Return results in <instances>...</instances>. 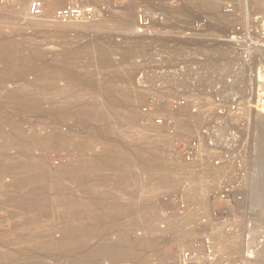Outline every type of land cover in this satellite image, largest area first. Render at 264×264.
<instances>
[{"label":"rangeland","instance_id":"rangeland-1","mask_svg":"<svg viewBox=\"0 0 264 264\" xmlns=\"http://www.w3.org/2000/svg\"><path fill=\"white\" fill-rule=\"evenodd\" d=\"M84 1L88 3L92 1L91 2L92 4L96 1L97 2L102 1V3H105V5H103L104 7L95 5L97 10L96 11L97 17L94 20V22L62 23L51 19L50 16L48 15L44 17V19L43 18L34 19L28 16L25 4L15 3L6 6L3 5L2 1L0 0V92H1L0 94H2V92L4 93L5 90L10 91L13 88L16 89L18 88L20 93L25 95V93L30 92L29 90L31 88L25 89L20 85L24 84L23 82L30 84L33 81H35L37 79L36 77L39 76L38 74L39 72H44V73L46 72L47 73L46 77H48V76H52V72L55 69L61 71V74L63 75H67L69 73L73 74V72L75 71L74 74L76 73L75 75H77L78 73L80 79H82V76L83 79L84 78L88 79L90 75H92V73L96 71L95 75L97 80L95 77H93L95 78L96 83H93L90 80L85 79V83L81 87V91L86 95H93L94 101L103 104L105 109L109 110L112 121V133L115 134L123 142V144L128 145L131 138L130 135L131 134L134 135V133L131 131L130 127L126 124L125 118L123 117V115H121L122 113L120 112V109L111 107L109 104H107L104 94V91L106 89L112 91L115 95L120 93L121 91H124L122 90L121 86L118 87L115 83L107 84L104 78H106L107 75H111L112 74L111 72L113 73L125 72L129 78V80L125 84V89H126L125 92H127V90L128 92L131 91L130 94L133 100L132 101L133 104L131 108H132V112L135 115L136 114L140 115L141 109L146 99H148L151 95L155 96L158 94V96H162L165 99V102H167L171 98L186 97L187 94L192 95L191 98L197 97L199 98L198 100L201 101L200 103H203L204 107L201 108V112H203L202 113L203 116L200 117V121L197 127L194 129V131L191 132L190 130L189 132L191 133L189 132H187V134L185 133L184 137L189 136V137L199 138L201 137L200 135H204L202 134V130L209 129V131L207 132L208 136L205 135L204 136L207 137L205 138L206 143L209 146L208 147L209 152L211 154V157L213 158L212 164L215 166H218L217 163L215 162L219 161V159L224 158L225 160L228 159L229 157L238 160L240 157L244 155V151L242 149L243 134L241 127L245 125L246 121L243 118H240L237 121V123L235 122L234 124L231 125H229V123L227 122L229 115L232 117L234 115L233 107L239 106L241 109L246 104L249 107H254L253 106L255 104L254 99L256 100L255 96L257 94L256 91L260 87L262 91L259 93L262 94L264 92L263 91L264 75H261L260 72L261 70H264L263 62L261 61L258 62L259 59L251 60L249 59V56L246 57L247 55L244 54L245 50H247L248 48L251 49V47L252 48L259 47L264 41V31H261L259 26V19L260 17H262V14L260 15L256 11V7L254 4L252 5V2H250V5H248L249 4L248 1L251 0H245V3L247 5L246 4L244 5L243 2H241L242 4H240L239 1H243V0H235V1L233 0V2L229 0L230 2L228 3L223 2L221 4L222 6L219 5L220 4L219 2H217L218 8H221L220 11L222 10L224 13L225 12L227 13V16H225L226 14H222L223 12L221 11L222 12L221 14L225 16V18L224 16L223 17L221 16L222 19L221 18L219 19L218 16H213L214 12L211 11L212 14H210L209 13L210 10L207 9L204 10L205 8H200V7L195 9L192 8L195 10V12L192 9L189 10L190 9L189 2L193 0L190 1L189 0H159L158 2L159 5H157V3L149 4L147 0H84ZM236 1L238 2V4L237 3L235 4ZM97 2L96 4H98ZM185 2L188 6H186ZM227 4H229V6ZM231 4H234L236 6H232L230 9ZM155 5H157V7L161 5L162 8L163 7L164 8L162 10L160 6L159 8H156L157 9L156 10L154 9L156 7ZM56 6H60V5H58L57 3L50 4L49 8L52 11V9H54ZM149 7L151 9H148ZM180 8L181 9L183 8V12L180 11L181 10ZM186 8L188 10L187 12L185 10ZM158 9L163 12L160 13ZM166 9L168 13L170 11L169 14H165V12H167L165 11ZM196 9L197 10L199 9L198 11H200L201 13L203 11V13L199 15L200 12H196L197 11ZM153 10L155 11L154 13L151 12ZM178 10L180 11L181 14L177 12ZM192 11L194 12V14ZM149 12L151 15L149 14ZM206 12L208 13V15L206 14L205 16L204 14ZM183 13H187V14H185L184 16ZM190 13L192 14L190 15ZM140 14H144L152 18V23L151 22L149 23L148 27L144 29L143 33H138L137 30L138 16ZM160 14L163 16H161ZM176 15H179L180 17L179 16L177 17ZM185 17L187 19H185ZM62 32L63 34H65V37L67 39L64 37ZM28 39L29 41H27ZM260 39L262 40V42ZM87 40H89L88 42L90 44L92 43L90 45L92 48L89 46V43H87ZM259 41L260 43L257 44V42ZM69 43H71L72 45ZM79 43L80 45H78ZM76 44L78 45V47ZM61 45L65 47L62 48L60 47ZM68 45L71 46V49L75 47L74 48L75 50L74 49H73L74 51L70 50V47ZM105 45L106 48H108L107 50L105 49ZM79 46L80 49L82 50L79 49ZM98 47H102V48L104 47L103 49L107 51L105 52V56L108 62L109 61L111 62L110 64H106L102 67L99 58H96L97 60L94 58L97 55L95 53L96 52L95 50ZM219 48H223V49L220 50ZM224 49H227L226 50L227 52ZM59 50L61 52H59ZM219 50L222 54L219 53ZM66 51H71V53L69 52L70 55L72 54L71 57L70 55L66 56V54L68 53V52L66 53ZM80 51H83V54ZM93 51L95 55L92 53ZM55 52L58 58L56 57ZM64 52L66 54L62 56ZM90 53L93 55H91ZM218 54H220V56L221 55L224 56L218 57ZM52 55L54 56V58ZM58 55H60V57H62L63 60H61V58ZM73 55L75 57H73ZM211 55L217 56V58L213 60V64L215 63L214 64L215 66L213 65L211 66V68L205 67L204 71L203 70L200 71L201 67H196L195 69L196 65H198L200 62L202 63L203 60L206 59L208 60V56ZM6 56L9 58L7 59ZM30 57L31 58L33 57L34 59L33 58L32 59L34 61L35 60H39V62L41 61V65L48 66V67L44 66L47 70L43 69V66L41 67V65H40L41 69H39L40 67L38 64L40 63H38L37 61H35L34 63V61H32ZM73 58H75V60ZM66 59H69L72 62ZM194 59L196 60L194 61ZM49 60L51 65L49 64ZM10 61L11 63L9 64ZM63 61L66 62L65 65ZM74 61L75 62L78 61L77 62L78 65L74 66L76 64ZM57 62L58 64H55ZM5 63H7L8 66ZM60 63L62 65V68ZM35 64L37 67L36 66L34 67ZM71 64L74 66L72 69L70 68ZM56 65H60V66H57L58 68L57 67L55 68ZM88 65H89V69H87ZM109 65L110 66L112 65L113 67H110ZM13 66L16 68H14ZM199 66L201 65L199 64ZM257 66H259L260 68ZM75 67H77L78 70L77 68L74 69ZM105 67L108 69H106ZM182 67H184V69ZM28 68L30 69L29 71H27ZM48 68L50 69V71ZM6 69L7 71H9V75L12 74L11 76L8 77L10 79H8L7 77L5 79L3 76V70ZM12 69H14V71ZM79 69L81 72L79 71ZM84 70L86 71L89 70L87 71L88 75L87 73L86 76L84 74L83 75L81 74L82 71L84 72ZM188 71H189L188 74L189 77L186 76L185 80L182 82L179 79H177L179 81L174 79L165 80L167 82H163V83L162 81H157V78H159L160 76L167 75L173 78V76L176 77L177 75L178 77V74H182V73L184 74L185 72L187 73ZM13 75L16 77H12ZM195 75L200 76L198 81ZM63 80L67 84L63 82ZM55 82L57 83L56 85H58L57 87L59 88H63L66 85L72 86L71 82L67 81L63 77L57 79ZM44 85L45 82L41 84L40 87L44 89L47 86ZM217 88H219L220 89L219 92H222V95L224 93L223 96H225L223 105L220 108L224 113L222 117L219 116L217 113V109H219L217 103L212 100V95L215 94ZM91 91L92 93H89ZM237 96L241 98L239 101L236 100ZM246 100L251 101V103L248 104ZM44 102L48 103L47 101ZM43 106L44 109L45 108L47 110L49 109L48 104L47 105L43 104ZM166 109L170 113L177 115V112H172L168 108V105L165 106V110ZM184 112L179 114H182L183 117L191 116L188 109H185ZM0 113L6 114L7 123L2 128L4 132H8L11 129L12 125H18L21 131L24 134L26 133L27 135H31V134L48 135V138L45 140L44 144L32 148V156L36 159V161L38 160L37 162L42 167H44V169L49 171L50 177L52 179L53 177H59L60 176L59 172L65 171L67 167L72 170L81 168L82 161L84 159H87L91 154L89 148L93 141V137L96 138L95 136L96 129L90 123L88 125L87 121L79 115L78 116L80 117L81 120L77 115H72V114L66 116L67 118L65 117L64 119L58 118L55 115L53 116V114L50 115L48 113H46V116H44L45 113L42 114L31 113L29 115H24L19 111V108L14 100H1V99H0ZM37 118H40L39 122ZM52 119L56 121H53ZM83 120L84 122L86 121L85 122L86 127L88 128L91 127L92 130L88 128H87L88 130H86V128L85 129L83 128V126L85 127V125H83ZM28 122H31L32 125L34 124L33 125L34 127ZM221 122H226L227 128H225V126L221 127V125H219ZM144 124L145 121H143V117L141 114V120L139 121V126L141 127L144 126L145 128L146 124L145 125ZM157 128L163 130V134H164L163 136L167 135L166 132H164V129L160 127ZM93 129L95 130V133L93 132L94 131ZM65 134L67 136L70 135L69 136L70 140H68V142L70 141L69 143L68 142H63V143L61 142L60 144L55 143L54 138L56 136L65 135ZM79 136L82 137L83 143H78ZM70 137H72V139ZM64 143L67 145L69 144V146L67 145L63 146ZM74 144L77 146H75ZM5 145L7 146L5 147L0 144V205L1 202L4 200L3 198H5L7 194L10 196L11 193L13 196H16L20 194L21 191L20 189L15 191L18 188L14 187V182H13L16 181V179H20L21 177L20 176L21 174L16 172L20 170L18 164L16 163L17 166H14L15 164L12 165V163H5L6 157L13 156L14 154H16V147L6 143ZM163 150L167 158L171 159L172 162L181 163V164L192 162L190 159L180 154L179 151L174 150L173 147L167 146V148L164 147ZM4 164L6 168H4ZM6 164H9V166ZM64 166L65 168H63ZM7 167L9 170L7 169ZM10 170L12 172H10ZM237 170H239L238 165H237ZM13 171L16 172L15 176ZM22 173H25L24 170ZM94 173L102 179L104 185L103 188H105L106 191L111 190V192L116 191L120 194L125 193L131 195L132 208H137L140 205V203L145 201V199H148V201L152 204V206L155 207L156 221L153 224V227H146V228L143 227L145 217L141 216L133 220L135 224L134 228L126 230V233L128 232L127 235L131 238L147 236L153 239L154 244L152 249L150 248L153 251H150L149 249V253L147 255L148 256L150 255V257L145 264H169V263L179 264L174 259L175 253L180 249L188 247L191 243H193L196 240L197 236L199 235V231H201L199 230V227L202 221H205L206 224L205 227H203L202 229L205 232L206 237L209 235V233L210 235L213 234L215 230H217L216 226H220L223 223H227V222L237 223L238 227L235 226L234 229L225 227V230L223 229L222 236L226 240L223 246L218 244V246L216 245V248L215 247L213 248V245H211L208 236V240H209L208 245L201 244L200 248L202 250L200 251L201 254L200 259L192 264H215L216 260H217L216 264L237 262L242 259L248 258L246 253L249 254L250 251L251 253H253L251 254L250 258L252 259L254 264H264V259L257 260L258 256L256 254L259 248L258 246L261 244L264 237V223L263 225L262 224L258 225L251 219V211L250 208H248L246 195L245 192H243L244 189L240 188L241 187L240 171H237L236 177L233 178L232 180L226 181L225 183L219 185L210 186L209 189H207L208 191L205 190L206 193L202 191L203 194H201L202 192H200L201 197H203L202 198L203 201H205L206 203L207 210L204 212L197 213V218L193 223L194 227L192 226L189 234L182 242H179L180 244L171 241L170 238L168 237L169 235L162 233L160 234V231L165 226V223L158 213L157 203L158 200L161 199V197L164 194L166 195L171 193L181 194L182 192L173 191V190L168 191L165 189L159 191L149 190L147 185L145 184L143 170L141 166L136 163L127 164L123 170L101 168L99 170H96ZM63 180L64 183L66 184L67 182L70 183L66 177H63ZM11 181L13 183L10 184ZM47 181L46 180L41 181V183H45ZM184 182H185L184 184L187 183L186 181ZM48 183L51 184V181H48ZM239 190L242 193H244L242 194L243 201L240 204H238L235 210H232V208L229 207L230 211H228L226 214L219 215L220 212H217L216 210H220V208L223 206L222 205L223 203L218 204L217 202H213L214 201L213 197H216L219 193L223 191H229L230 198H233L235 193H239L238 192ZM49 193L51 194L50 191ZM78 194L80 200H83L81 197V192H78ZM181 195L186 202L187 200H189L188 197L184 196L183 194ZM8 206H0V242H1L0 249L1 250L12 251L13 249L22 250L23 248L24 249L31 248L35 244V241H37L39 238L44 240V238H42L43 233L48 230H51L53 232V236H58L59 229L53 221L52 212H50L48 215L44 217H35L33 214L31 215L22 212L16 207H11V206L8 207ZM190 207L192 208L193 206L190 205ZM214 211H216V216L213 215ZM12 212L15 214L14 217H12L13 215ZM243 216L245 217L243 220H241ZM29 219L34 220L33 221L34 224L23 226L20 229L14 228L17 223ZM209 221L211 222V225L213 224V227H208ZM12 223L14 224V227ZM40 231H44V232H40ZM40 233L42 235H40ZM107 233L108 235L106 234L104 235L105 239L112 242L117 236L118 232L116 233V231L115 232L111 231L110 233L109 232ZM19 234L24 235L23 239L27 244L23 243L18 246L17 245L7 246V243L17 238ZM1 236L3 238H1ZM225 246H226L225 250L234 248L233 253L236 254L233 256V260H228V259L225 260V257L219 256L221 254L220 251L223 250ZM54 254L55 253L52 252L45 253L42 254L43 256L40 255L39 259L41 260L42 263L51 262V263L60 264L61 262V264L62 263L66 264V261L63 260L64 257L59 256L58 254L55 255ZM254 255L255 257H253ZM54 256L59 257L58 260L61 259L62 261L61 260L58 261L57 259L55 260ZM213 261L215 262L213 263ZM257 261L258 262L260 261V263H258ZM96 264H110V262L106 258H101L99 261H97ZM126 264H132V262ZM133 264H137V263L133 262Z\"/></svg>","mask_w":264,"mask_h":264},{"label":"bare ground","instance_id":"bare-ground-1","mask_svg":"<svg viewBox=\"0 0 264 264\" xmlns=\"http://www.w3.org/2000/svg\"><path fill=\"white\" fill-rule=\"evenodd\" d=\"M147 1L149 2V4L157 3V5H159L158 4L159 0H147ZM230 1L233 2V0H230ZM230 1L229 0H193V1L189 2L190 9L189 8L188 9L191 10L192 8L195 9L198 7L205 8L204 10H206V9L210 10V12H209L210 14H212L211 11L214 12L213 16H218L220 19L221 16L222 17L224 16L222 14H226L225 16H227V13L226 12L224 13L222 10L221 11L223 13L220 11L221 8H218L217 2H219L220 3L219 5H221L223 2L228 3ZM96 2H94L93 4L99 5L100 7L105 5V3H102V1L97 2L98 4H96ZM239 2H240V4H242L241 2H243L244 5L246 4L245 0L239 1ZM248 2H249L248 5H250V2H252V5L254 4L256 7V11L260 15L262 14V17H260V19H259V26H260L261 31H264V0H251ZM236 3L238 4L237 1L235 2V4ZM185 4H186V2H185ZM157 5H155L156 6L155 8L154 7H152V8L156 9V8H159L161 6L160 5L159 7H157ZM227 5L229 6V4H227ZM151 6H153V5H151ZM186 6H188V5L186 4ZM232 6H236V5L231 4L230 9ZM240 7H242V6H240ZM160 8H162V6ZM163 8H162V10H163ZM148 9H151V8L149 7ZM194 9H192V10H194ZM185 10H186V12L188 11L187 8ZM198 10L196 12H200ZM165 11H167V9ZM180 11L183 12V8ZM180 11L178 10L177 12L180 13ZM151 12L154 13L155 11L153 10ZM159 12L162 13L163 11L159 10ZM194 12H195V10H194ZM194 12H193V14H194ZM169 13H170V11H169ZM169 13H168V11L165 12V14H169ZM202 13H203V11H202ZM202 13L200 12L199 15H201ZM149 14H150V12H149ZM183 14L185 16V14H187V13H183ZM191 14L192 13H190V15ZM206 14L208 15L207 12L204 15L206 16ZM161 16H163V15H161ZM176 16L178 17L179 15H176ZM181 16H183V15H181ZM225 16H224V18H225ZM164 17H167V16H164ZM171 17H172V15H171ZM189 18H190V16H189ZM185 19H187V18L185 17ZM61 27H63V26H61ZM261 33H263V32H261ZM62 34H63V32H62ZM63 35L65 37V34H63ZM65 38H63V39H65ZM22 40H24V39H22ZM27 41H29V39ZM88 41L89 40H87V43H89ZM255 41H257V40H255ZM55 42H57V41H55ZM62 42H64V41H62ZM261 42H262V40H261ZM59 43H61V42H59ZM258 43H260V41L257 42V44ZM22 44H23V42H22ZM65 44H66V42H65ZM69 44H71V43H69ZM91 44L89 43V46ZM11 45H9V46H11ZM78 45H80V43ZM78 45H77V47H78ZM57 47H59V46H57ZM60 47L63 48L65 46L61 45ZM69 47H70V50H73L75 48L74 47L73 49H71V46H69ZM103 48L102 47H98L97 49L95 48L96 49L95 53L97 55L95 57L92 56L95 59L99 58V61L102 64L101 65L102 67L106 64L111 63L110 61L108 62V60L106 59V56H105V52H107L106 50L108 48H106V45H105L106 50ZM224 48H226V47H224ZM79 49H80V46H79ZM219 49L221 50L223 48H219ZM80 50H82V49H80ZM220 50H219V53H221ZM224 50L226 51L227 49H224ZM224 50H222V51H224ZM59 52H61V51L59 50ZM69 52L71 53V51H66V53L68 55L64 52L62 56H64L65 54H66V56H69L70 55ZM80 52H82V54H83V51H80ZM92 53L94 54V51ZM74 54H75V52H74ZM93 54H91V55H93ZM244 54L247 55L246 57L249 56V59H251V60H258L259 59L258 62L261 61L264 64V41L262 42V44L259 47H255V48L251 47V49L248 48L247 50H245ZM8 55H10V54H8ZM55 55L57 57L56 52H55ZM60 55H58V56L60 57ZM71 55H70V57H71ZM221 56H224V55H221ZM221 56H220V54H218V57H221ZM70 57H69V59H70ZM73 57H75V56L73 55ZM8 58L9 57H7V59ZM53 58H54V56H53ZM60 58H61V60H63L62 57H60ZM215 58H217V56L211 55V56H208V60L206 59L207 61L203 60V59H202L203 60L202 63L200 61H198V62H200L199 64L201 66H199V64H198L195 66V69H196V67H201L200 71H202V70L204 71L205 67L211 68V66H213L215 64V63L213 64V60ZM225 58H226V56H225ZM33 59H32V61H34ZM42 59H43V57H42ZM69 59H66V60H69ZM73 59L75 60V58H73ZM195 60L196 59H194V61ZM7 61H9V60H7ZM35 61L40 63V64H38L40 67L41 61L40 62H39V60H35ZM35 61H34V63H35ZM69 61H71V60H69ZM77 62H75L76 64L74 66L78 65ZM10 63H11V61L9 62V64ZM65 63L66 62H64V65H65ZM5 64H7V63H5ZM49 64L51 65L50 60H49ZM55 64H58V62ZM52 65H53V63H52ZM60 65H61V63H60ZM60 65H56L55 68L57 66H60ZM67 65H68V63H67ZM7 66H8V64H7ZM23 66H25V65H23ZM35 66H36V64L34 65V67ZM42 66L43 65H41V67ZM44 66L48 67L46 65H44ZM44 66H43V69H46ZM74 66L71 64L70 68L72 69ZM249 66H250V64H249ZM41 67L39 69H41ZM83 67H84V65H83ZM110 67H113V66L111 65ZM252 67H254V66H252ZM257 67H259V66H257ZM14 68H16V67H14ZM61 68H62V65H61ZM70 68H69V70H70ZM76 68L77 67H75L74 69H76ZM78 68H79V66H78ZM78 68H77V70H78ZM85 68H87V67H85ZM17 69H20V68H17ZM80 69H79V71H80ZM87 69H89V65H88ZM91 69H94V68H91ZM106 69H108V68H106ZM12 70L14 71V69H12ZM29 70L30 69L28 68L27 71H29ZM33 70H34V68H33ZM46 70H43V71H46ZM82 70H83V68H82ZM114 70H116V69H114ZM17 71H15V72H17ZM23 71H21V72H23ZM49 71H50V69H49ZM85 71L86 70H84V72L82 71L81 74L82 75L84 74L86 76V73L89 70H87L86 72ZM92 71H95V70H92ZM31 72H32V70H31ZM74 72H73V74L69 73L67 75H63V74H61V71H58L57 69H55L52 72V76H48L51 78L46 77L47 76L46 72L45 73L39 72L38 73L39 76L36 77L37 79L35 81H33L30 84L23 82L24 84L20 85L21 87H23L25 89L31 88L29 90L30 92L25 93V95L21 94L18 88L17 89L13 88L10 91L5 90L4 93L2 92V94H0L1 100H14L16 102L18 108H19V111L24 115H29L31 113H40V114L45 113L44 116H46V113H48L50 115L53 114V116L55 115L56 117L61 118V119L62 118L64 119L66 116H69L71 114L77 115V116L79 115L87 121L88 125L90 123L96 129V133H95V130L93 129L94 130L93 132L96 134L95 135L96 138L93 137V141H92L90 148H89L91 154L87 159H84L82 161L81 168L72 170V169L67 167L65 169V171L59 172V175H60L59 177H53V179H54L53 180L50 177L49 171L44 169V167H42L37 162L38 160L36 161V159L32 156V148L44 144L45 140L48 138V135H44V134L43 135H37V134L36 135L35 134L34 135H32V134L27 135L26 133L24 134L21 131V129L18 125H12L11 129L8 132H4L2 130V128L7 123L6 122V114L0 113V144L2 146L6 147L7 146V145H5V143H6V144H9V145L11 144V145L16 147V154H14L13 156L6 157L5 163H12V165L15 164L14 166H17L16 165V163H17L20 170L16 171V172L21 174L20 179H16L17 182L13 181L14 187L18 188L15 191L20 189L21 190L20 194H18L16 196H13L11 193H10V196L7 194V196H5V198H3L4 200L1 202L0 206H8L9 205L11 207H16L17 209H19L22 212H25V213H28L31 215L33 214L35 217H44V216L48 215L50 212H52L53 213V221L59 229L58 236H53V232L51 230H48L46 232H44L45 230L40 231V232H44L43 236H42V238H44V240L37 238L38 240L35 241V244L31 248H27V249L23 248L22 250L21 249H13L12 251H6V250L0 249V264H36V263H41V260L39 259L40 255L45 254V253H50V252L64 257L63 260L66 261V264H96L97 261H99L101 258H106L107 260H109L110 264H126L129 262H132V264H133V262H136L137 264H145L149 260V257H150V255L148 256L147 254L149 253V249L150 248L152 249V247H153V244H154L153 239L149 238L147 236L131 238L127 235L128 232L126 233V230L134 228L135 224H134L133 220L135 218L141 217V216L145 217L143 227H145V228L146 227H153V224L156 221L155 220L156 219L155 207L152 206V204L148 201V199H145V201L140 203V205L137 208H132V196L131 195L125 194V193L120 194L116 191L111 192V190L106 191L105 188H103L104 185H103L102 179L94 173L96 170H99L101 168L123 170L125 168V166L129 163H131V164L136 163V164H139L141 166V168L143 170L144 178H145V184L147 185L149 190L159 191V190L165 189L168 191L173 190V191L182 192L181 194L188 197L189 200H187V202L193 206L190 214H186L185 216H182V217H172V218H169L166 221H164L165 226L160 231V234L162 233V234L169 235L168 237L170 238L171 241H174L176 243L182 242L187 237V235L189 234L192 226L194 227L193 223L197 218V213L198 212H204L207 210L206 203H205V201H203V199H202L203 197H201V194H203V192L206 193L205 190L208 191L207 189H209L210 186L219 185V184L225 183L226 181L232 180L233 178L236 177L237 171L241 172V176H240V180H241L240 186L241 187L240 188L244 189L243 192H245V195H246V199L248 202V208H250V211H251V219L255 223H257L258 225L259 224L263 225V223H264V92L262 94L259 93L262 91L260 89V87L256 91L257 94L255 96L256 100L254 99V101H255V104L253 105L254 107H249L245 103L246 105L245 106L243 105L244 106V107H242L243 109L241 108L242 111H241V115L240 114L238 115L239 117H237L235 115H233V117H232L229 115V118H228L227 123H229V125L234 124L235 122L237 123V121L240 118H243L246 121L245 125L243 127H241L242 128L241 129L242 134H243L242 149L244 151V155L242 157H240L238 160L228 157V159L221 160L220 163H217L218 166H215L212 164L213 158L211 157V154L209 152V148L206 145V142H205L206 139L204 140L203 138L199 137L201 149H200L198 155L196 156L195 159L192 160V162L181 164V163L172 162L171 159L167 158V156L163 150L164 147H166V148H167V146L171 147V142L173 140L172 136L171 137L167 136L168 135L167 133H166L167 135L163 136L164 135L163 130L157 128V126H155L154 122L150 125H146L145 128H144V126L141 127L142 126L141 124H140L141 126H139V121L141 120V113H140V115L139 114L135 115L132 112L131 106L133 104V102H132L133 100H132V97L130 94L131 91L128 92V90H127V92H125V90H126L125 84L129 80L128 75H126L125 72L124 73H120V72H114L113 73V72H111L112 74L109 72L111 75L106 74L107 77L105 76L106 78H104V80L106 81L107 84L115 83L118 87L121 86L122 90H124V91H121L120 93L115 95L112 91L106 89L104 91V94H105V100H106L107 104H109L111 107L120 109V112L122 113L121 115H123V117L125 118L126 124L130 127L131 131L134 133V135H132V134L130 135L131 138H130V142L128 145L123 144V142L115 134L112 133V121H111L109 110H106L105 107L103 106V104L94 101L93 95H86L81 91V87L85 83L86 78L83 79V76H82V79H80L78 76L79 74L77 73V75H75L76 73L74 74ZM95 72L92 73V75H95L96 74ZM260 72H261V75H264V70H261ZM34 74H36V73H34ZM182 74H178L179 78L177 77V75H176V77L173 76V78L170 76H167V75L160 76L159 78H157V81H162V83H163V82H167L165 80H173V79L177 80V79H179L182 82L185 80L186 76L189 77V75H188L189 71L187 73L185 72L183 75ZM11 75H9V71H7V69L3 70V76L5 79H6V77L8 78ZM87 75H88V73H87ZM92 75H90V77ZM174 75H175V73H174ZM35 76H37V75H35ZM12 77H16V76L13 75ZM61 77L65 78L67 81H70L72 86H70V85L67 86L66 85L67 83L63 80V82L66 83L65 84L66 86L63 88L57 87L58 85H56L57 83L55 81ZM90 77L86 80H90L91 82L96 83L95 82L96 75L92 76L91 78ZM93 77H95V78H93ZM21 78H23V77H21ZM8 79H10V78H8ZM13 79H15V78H13ZM96 80H97V78H96ZM179 80H177V81H179ZM44 82H45V85H47V86L45 88L43 87L44 89H42V87H40V86ZM46 83H48V84H46ZM89 93H92V91ZM191 96L192 95L187 94L186 97L190 99ZM134 100H135V98H134ZM42 101L43 102L47 101L48 103H45V102L43 103ZM246 102L248 104L251 103V101H247V100H246ZM43 104H46V105L48 104L49 109L48 110L46 108L44 109ZM198 104H199L198 113L196 115H193L190 113L192 117L191 116L183 117L182 114H179V113L184 112L185 109H188L187 107L183 108L182 110L177 112V115H176V114L170 113L169 111H167V109L165 110L164 105L159 107V109L156 110L154 115L159 116V117L165 119L166 121H168L170 123H174L175 132H174L173 137H178V136L182 137L185 135V133L187 134V132H189L190 130H191V132L194 131V129L197 127V125L200 121V117L203 116L202 115L203 112H201V108L204 107L203 103H198ZM50 115H48V116H50ZM184 115H185V112H184ZM37 119L39 122L40 118H37ZM79 119H80V117H79ZM28 121H29V119H28ZM53 121H56V120H53ZM53 121H52V123H53ZM57 121H59V120H57ZM224 121H225V119H224ZM32 122H34V121H32ZM85 122L83 120V125H85V127L83 126V128L84 129L86 128V130H88V129L92 130L91 127H89V128L86 127ZM28 123L31 124V122H28ZM30 124H29V126H30ZM224 125H225V128H227L226 122L224 123ZM48 130H49V128H48ZM191 132H189V133H191ZM89 133H91V132H89ZM219 133H220V131H219ZM69 136H67L66 134L65 135H58L54 138V141H55V143H58V144H60L61 142L62 143L68 142V140H70ZM70 138L72 139V137H70ZM78 140H79L78 143H83L81 136L78 137ZM64 145L66 146L67 144L64 143L63 146ZM67 146H69V144ZM75 146H77V145H75ZM6 165L9 166V164H6ZM237 165L239 167V170H237ZM4 168H6L5 164H4ZM10 168H12V167H10ZM63 168H65V166ZM7 169H8V167H7ZM11 170H10V172H12ZM17 170H18V167H17ZM23 170L25 173H22ZM61 170H63V169H61ZM16 172H14V176H15ZM63 177H66L70 183H68V182H67V184L64 183ZM18 178H19V176H18ZM45 180L51 181V184H49L48 181L45 183H41V181H45ZM184 181H186L187 183L184 184L185 183ZM13 182L11 181L10 184ZM6 188H3V189H6ZM49 191L51 192V194L49 193ZM9 192H11V191H9ZM78 192H81V197L83 200H80V198L78 196L79 195ZM200 192H202V193L200 194ZM238 192L240 193L241 191L239 190ZM14 216H15V214L13 213L12 217H14ZM244 217L245 216H243L241 218V220H243ZM33 221L34 220H32V219L21 221V222L17 223L15 227H14L15 222H14V224L13 223L12 224H13L14 228L20 229L23 226H28V225L34 224ZM235 226L238 227V224L237 223H231V222L230 223H228V222L223 223L220 226H216L218 231L215 230V232L213 234L210 235V233H209V235H208L209 240L211 242V245H213V248L214 247L216 248V245L218 246V244L221 246L224 245L226 240L222 236L223 229L225 230V227H229V228L234 229ZM208 227H213V224L211 225L210 221L208 222ZM256 229H258V228H256ZM111 231H114V232L116 231V233L118 232L117 236L115 237V239L112 242L108 241L104 237L105 234L108 235L107 232L110 233ZM20 233H22V232H20ZM36 233H38V232H36ZM22 234H24V233H22ZM40 235H42V234L40 233ZM23 236L24 235L19 234V236L17 238L8 242L7 246H16V245L18 246V245H21L23 243H26L23 239ZM25 236H27V235H25ZM208 236H207V238H208ZM1 238H3V237L1 236ZM3 244H5V243H3ZM258 247L259 248L256 252V254L258 256L257 260H263L264 259V237H263L261 244ZM219 248H221V247H219ZM225 248H226V246L223 248V250L220 251L221 254L219 253L220 254L219 256L225 257V260H227V259L233 260V256L236 254V253H233L234 248L229 249V250H225ZM151 249H150V251H153ZM223 252H225V253H223ZM150 254H152V253H150ZM249 254L246 253L248 258H250L251 254H253V253H251V251H250ZM51 255H53V254H51ZM253 257H255V255ZM46 258H47V256H46ZM58 258L59 257H55V260L56 259L58 260ZM240 258H243V257H240ZM213 259H215V258H213ZM59 260H61V259H59ZM244 260L245 259H242L240 261H244ZM214 262L215 261H213V263ZM216 263H217V260H216ZM258 263H260V261ZM60 264H61V262H60Z\"/></svg>","mask_w":264,"mask_h":264},{"label":"built area","instance_id":"built-area-1","mask_svg":"<svg viewBox=\"0 0 264 264\" xmlns=\"http://www.w3.org/2000/svg\"><path fill=\"white\" fill-rule=\"evenodd\" d=\"M3 5H10L15 3H23L26 5L28 16L34 19H44L47 15L50 16L51 19L66 23V22H84V23H91L97 17V10L94 4L84 1V0H1ZM57 3L60 6H56L54 9L49 8L50 4ZM51 11V12H49ZM152 23V18L148 17L147 15L140 14L138 16V33H143L144 29H146L149 23ZM184 69V67H182ZM200 76H196L197 81L199 80ZM220 89L217 88L214 95H212V100L217 103L218 108L217 113L219 116H223L224 113L222 109H220L223 105V101L225 96L224 93L219 92ZM199 98H187V97H175L169 99L165 102V99L162 96L158 95H151L148 99H146L142 109L141 114L143 116V121H145L146 125H150L153 122L157 127L163 128L164 131L169 135L172 136L173 142L171 143V147L174 150H177L183 156L187 157L191 161L196 158L198 155L201 147H200V140L197 137H189V136H178L173 137L175 132V125L174 123H170L165 119L155 116L154 113L157 109L161 106L168 105V108L172 112H179L183 108H188L189 112L193 115H196L199 110V104L201 101L198 100ZM238 96L236 100H240ZM242 109L239 106L233 107V112L235 116L240 114ZM225 122H221L219 125L224 127ZM221 129V128H220ZM209 129L202 130V134L205 136ZM204 135H200L204 140ZM206 142V140H205ZM207 145V143H206ZM207 147H209L207 145ZM221 160L215 162L218 163ZM229 191H223L219 193L216 197H213L214 201L218 204H222L223 206L220 210H216L221 214H226L230 211L229 207L232 210H235L243 201V195L241 193H235L233 198H230ZM244 194V193H243ZM210 201V199H209ZM157 209L160 217L163 221H166L172 217H182L186 214H190L192 208L190 205L184 200L180 193H171V194H164L161 199L158 200ZM216 211H214L213 215L216 216ZM205 227V221L200 223L199 227V235L197 236L196 240L191 243L188 247L178 250L175 253L174 259L179 264H192L195 261L200 259V251H201V244L208 245V238L205 235V232L202 230ZM36 264H59V263H36ZM225 264H254L252 259L245 258L244 261H237V262H229Z\"/></svg>","mask_w":264,"mask_h":264}]
</instances>
